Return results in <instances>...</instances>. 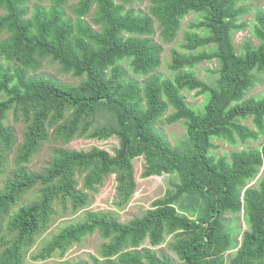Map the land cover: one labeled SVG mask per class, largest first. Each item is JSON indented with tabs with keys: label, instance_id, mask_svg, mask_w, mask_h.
I'll return each instance as SVG.
<instances>
[{
	"label": "trees",
	"instance_id": "trees-1",
	"mask_svg": "<svg viewBox=\"0 0 264 264\" xmlns=\"http://www.w3.org/2000/svg\"><path fill=\"white\" fill-rule=\"evenodd\" d=\"M69 1L29 7L27 0H0V59L7 61L0 60V176L17 142L14 127L5 122L8 112L24 122L13 166L0 185V264H21L53 217L88 206L111 173L113 203L125 205L135 189L133 159L139 155L143 176L176 173L178 181L126 222L108 210L82 211L42 237L31 257L63 253L97 231L106 240L92 264H264V141L218 156L211 152L213 139L235 145L264 131V92L245 97L256 71H264V9L255 11L252 23L257 43L245 40L237 51L233 33L245 26L237 20L249 10L241 0H150L148 13L126 7L131 0ZM93 6L95 28L84 19ZM189 13L194 17L183 30V51L171 50L173 74L163 76L156 72L162 47L152 38L153 21L162 41L170 42ZM46 57L80 77L78 82L30 75ZM212 59L216 76L208 82L193 68ZM183 90L202 95L199 107L187 102ZM247 118L255 128L242 122ZM159 119L181 120L184 136L171 145L155 126ZM79 135L117 143L112 153L97 145L57 146L47 166L27 169L50 137L67 142ZM36 185L39 197L20 204ZM241 210L247 229L238 241V228L224 215ZM171 233L178 263L152 250ZM145 240L149 246H142Z\"/></svg>",
	"mask_w": 264,
	"mask_h": 264
},
{
	"label": "rangeland",
	"instance_id": "rangeland-1",
	"mask_svg": "<svg viewBox=\"0 0 264 264\" xmlns=\"http://www.w3.org/2000/svg\"><path fill=\"white\" fill-rule=\"evenodd\" d=\"M75 0H71L68 2V5H71ZM119 1V0H115ZM29 7L34 3H40L42 5H48L49 0H27ZM242 4H247L249 6V10L245 13L239 15V19L237 22H245V26L242 29H238L233 33V43L237 51L242 50V44L245 40H250L253 45L257 43V38L252 35V23H255V11L257 9H264V0H241ZM150 0H131V3L127 4V6L132 7L135 11L140 13H148L149 12ZM94 10V6L89 14H87L84 19L88 21L94 28L96 27L92 22V12ZM70 15L71 12L67 9ZM194 14L189 13L182 20V25L176 37L170 41H162L160 38V29L158 26V22L156 20L153 21L154 33L152 34V38L155 42L159 43L162 47L160 53V63L156 69V72L166 76L171 77L173 72L169 68V62L171 59V50L177 49L182 50L180 47V43L184 40L182 38L183 30L186 28L185 24L187 20L192 19ZM6 35L2 34L1 37H5ZM1 60V59H0ZM2 61V60H1ZM3 64H6L7 61H2ZM215 61L212 59L211 61H202L198 63L193 71L195 75L204 79L206 81H211L216 74L211 72V69L214 67ZM210 69V71L208 70ZM30 75H43L47 77H53L61 82L65 83H77L79 78L78 76L73 75L71 72H63L61 70V66L56 60H52L50 57H46L41 60V64L35 70L29 71ZM258 78L255 84L248 90L245 97L254 95L260 96L261 93L264 92V71L257 72ZM135 77V76H134ZM142 79V77H139ZM186 100L191 105L195 107H199L200 102L202 101V95L195 94V91H186L183 90ZM171 112V109L168 108L166 113L163 115L162 119L167 115V113ZM99 123L104 121L103 117L97 118ZM162 119L157 120L155 126L162 132L165 139L171 144L174 145L180 139V137L184 136V124L179 121H175L172 123H166L162 121ZM5 122L14 127L17 136V142L15 145L19 144L22 139V131L24 129V122L22 119L14 120L12 117V113L8 112ZM243 123L250 125L252 128H255L253 123L251 122V118H247L242 120ZM264 141V131L259 135L257 139L251 140L248 139L246 143L238 142L233 145L228 143L227 141H223L221 139H213V143L215 145L214 148L211 149V152L214 155L218 156L221 154H227L229 151L233 149L246 148L248 146H257L261 142ZM117 143V139L108 138V139H96V138H86L85 136L79 135L74 136L71 140L67 142H62L60 139H54L50 137L46 142H44L40 149L33 155L32 159L29 163L26 164L27 169L31 171H40L43 167L47 166V162L49 161L53 148L54 147H64V148H88L91 145H97L99 147L105 148L109 150L111 153L112 146ZM15 145L12 148V151L8 154V165L6 172L0 176V185H2L5 176L9 174L12 168V157L15 153ZM144 159L142 155L135 157L133 159V177L135 182V189L130 197L129 201L123 206H116L113 203L115 198V173L109 174L103 181V184L100 185L98 192L91 194V201L88 206L83 209L78 210L77 212L71 214L69 210H65L59 212L58 215L53 217L51 224L47 227V229L40 234V236L36 239L35 243L29 248L27 253L24 255L21 264H62L63 262L70 261H79L85 260L88 264H92L91 256H98L97 251L99 249L100 243L105 241L97 231L92 234L85 235L82 237L79 243L75 242L70 244L63 253L60 251L55 252L52 256L45 260H34L31 255L39 245L40 239L45 235H48L51 232L56 231L59 226H63L69 222H73L79 219L82 216V211L86 209L92 210H108L114 213V217L117 218L120 222H126L135 216H141L147 208L151 207V203L158 197L163 196L165 190L167 188H171L174 182L178 181V177L176 173L161 175H150L143 176ZM262 168H260L259 173L248 182V185L254 184V181L260 175ZM81 184V182H80ZM247 185V186H248ZM38 185L29 189L19 201L20 204H25L39 197V193L37 191ZM226 222L233 223V227L238 228L237 240H240L242 231L247 229V225L245 223V218L243 216V210H241L237 214L227 213L224 215ZM174 241V234H165L163 236L162 242L153 246L152 250L156 253L157 256H167L170 259H173L177 263L179 259L177 255L174 253L171 247V243ZM142 246H149L147 240L144 241ZM231 252L233 250H230ZM228 252L226 254L227 259H229ZM226 264H229L228 262Z\"/></svg>",
	"mask_w": 264,
	"mask_h": 264
}]
</instances>
